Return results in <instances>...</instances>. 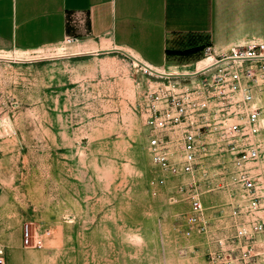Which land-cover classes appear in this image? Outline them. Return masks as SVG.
Wrapping results in <instances>:
<instances>
[{
    "label": "rangeland",
    "instance_id": "1",
    "mask_svg": "<svg viewBox=\"0 0 264 264\" xmlns=\"http://www.w3.org/2000/svg\"><path fill=\"white\" fill-rule=\"evenodd\" d=\"M80 49L63 41L0 59L7 264H209L204 242L177 229L184 203L168 202L170 186L151 193L140 110L155 78L120 52L66 56ZM27 227L42 248L24 245Z\"/></svg>",
    "mask_w": 264,
    "mask_h": 264
},
{
    "label": "built area",
    "instance_id": "2",
    "mask_svg": "<svg viewBox=\"0 0 264 264\" xmlns=\"http://www.w3.org/2000/svg\"><path fill=\"white\" fill-rule=\"evenodd\" d=\"M200 62L175 73L137 64L155 78L140 110L157 170L151 193L170 186L168 202L184 203L177 229L204 242L209 264H264V42L207 47ZM23 243L43 246L28 227Z\"/></svg>",
    "mask_w": 264,
    "mask_h": 264
},
{
    "label": "crops",
    "instance_id": "3",
    "mask_svg": "<svg viewBox=\"0 0 264 264\" xmlns=\"http://www.w3.org/2000/svg\"><path fill=\"white\" fill-rule=\"evenodd\" d=\"M67 36L88 54L119 49L161 72L191 71L207 47L264 42V0H0V57Z\"/></svg>",
    "mask_w": 264,
    "mask_h": 264
},
{
    "label": "water",
    "instance_id": "4",
    "mask_svg": "<svg viewBox=\"0 0 264 264\" xmlns=\"http://www.w3.org/2000/svg\"><path fill=\"white\" fill-rule=\"evenodd\" d=\"M113 50H117V51H120L121 53L129 56L130 58H132L133 60L135 59L134 57H132L130 54H128L127 52L123 51V50H119V49H113ZM89 52H73V53H69V54H66V56H74V55H78V54H88ZM0 59H5V60H17V61H24V59L22 58H11V57H0ZM140 62V61H138ZM198 72H194V73H184V74H181V75H195L197 74ZM170 75V74H168Z\"/></svg>",
    "mask_w": 264,
    "mask_h": 264
},
{
    "label": "bare ground",
    "instance_id": "5",
    "mask_svg": "<svg viewBox=\"0 0 264 264\" xmlns=\"http://www.w3.org/2000/svg\"><path fill=\"white\" fill-rule=\"evenodd\" d=\"M24 55H25V54H24ZM16 56H17V55H16ZM11 58H15V57H11ZM16 58H17V57H16ZM134 58H135L134 61L138 63L139 59L136 58V57H134ZM202 64H203V63H202ZM171 71H172V70H171ZM171 71H170V72H171ZM172 73H175V72L173 71Z\"/></svg>",
    "mask_w": 264,
    "mask_h": 264
}]
</instances>
